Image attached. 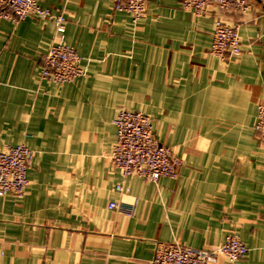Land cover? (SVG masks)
<instances>
[{"label": "crops", "instance_id": "crops-1", "mask_svg": "<svg viewBox=\"0 0 264 264\" xmlns=\"http://www.w3.org/2000/svg\"><path fill=\"white\" fill-rule=\"evenodd\" d=\"M115 2L39 0L66 13L65 41L87 71L64 84L41 77L52 20L0 21V149L35 150L25 194L0 196V264H151L158 242L208 247L229 231L249 251L215 264H264L259 1L222 13L240 29L243 52L232 58L211 52L215 4L195 15L180 0H147L135 21ZM122 106L151 116L181 158L177 177L132 175L116 189L110 154Z\"/></svg>", "mask_w": 264, "mask_h": 264}, {"label": "built area", "instance_id": "built-area-1", "mask_svg": "<svg viewBox=\"0 0 264 264\" xmlns=\"http://www.w3.org/2000/svg\"><path fill=\"white\" fill-rule=\"evenodd\" d=\"M257 1L264 14V0ZM180 3L195 15L204 14L210 4H215L220 14L215 17L211 52L224 58L238 57L243 52L239 26L225 21L222 13L230 10L248 12L253 6V0H180ZM114 7L129 12L135 21L148 13L147 0H116ZM29 16L52 20L57 35L44 54L41 77L64 84L87 75L81 64L82 57L76 48L65 41L67 16L64 11L43 7L39 0H0V21H19ZM114 123L117 127V140L110 158L114 169L121 175L116 183L117 190L123 191L125 181L132 175L152 181L162 176H178L181 158L170 145L156 137L149 114L122 106ZM254 130L264 147V99L258 104ZM34 157L35 150L25 143L0 149V196L25 194L29 183L28 170ZM109 207L118 210L120 204L112 201ZM248 251L242 238L234 231H229L223 242L208 247L197 248L177 240L158 242L151 264H215L221 259L232 263L245 257Z\"/></svg>", "mask_w": 264, "mask_h": 264}]
</instances>
